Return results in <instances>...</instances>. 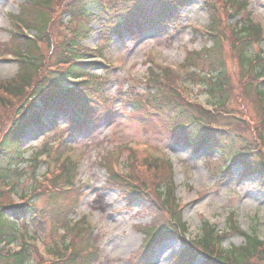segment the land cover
Here are the masks:
<instances>
[{
	"label": "rangeland",
	"instance_id": "rangeland-1",
	"mask_svg": "<svg viewBox=\"0 0 264 264\" xmlns=\"http://www.w3.org/2000/svg\"><path fill=\"white\" fill-rule=\"evenodd\" d=\"M246 1L249 3V9L245 7L239 9L241 3L238 0H193L178 12L180 23L176 27L174 24L159 26L161 18L155 20L157 13L153 15L147 13L149 19L155 20V27L151 31L142 35L124 33L114 36L109 43L101 40L98 23H93L96 33L88 40V45L99 46L105 63L110 65L104 72H110L113 76L110 85L103 93V98L118 99L113 110L114 116L117 115L116 112L118 116H113L111 119L105 117L88 138L67 137V144L76 146L70 155L73 159L81 161L79 182L84 184L83 197L76 211L73 204L80 198L82 192L71 194L75 196L74 201L73 197L61 196L57 205L64 207L72 203L70 212H74V217L76 219L87 217L93 225L92 230L86 224L87 228L79 232V235L76 231L70 234L67 241H70L75 249L85 247L94 249L102 259L100 264H173L175 258H179L184 251V245L171 233L161 243H157V247L151 241L153 246L146 249L145 237L139 231L143 227H150L154 223L153 218L145 209L144 202L134 201L129 193L124 191V182L120 176L117 180L112 174L110 176L106 170L112 165L113 160L106 158L101 161L99 151L120 152L119 161L122 163L118 170L123 177L127 168L133 167L136 163L151 161L153 157L163 156L169 159L172 163V169L169 171L175 184V195L183 210V222L188 227L186 238L195 239L200 236L203 219H209L213 225H219V230H222L230 213H235L237 223L243 232L256 234L264 240V177L243 173L240 180L241 169L237 167L225 175L221 173L220 168L235 154L231 149L221 151V148L210 149L204 146L198 152H194L190 143L173 139L172 128L175 122L172 117L177 114L169 112L167 100L160 103L159 100L154 101L142 88L145 81L152 85L151 88H155L154 85L159 83L157 72L151 68L154 62L172 67H178L186 62L202 71L201 76H196L198 79L204 77L206 73H217L216 69L210 68V59L203 55L197 56V53L212 48V38L192 34V28L204 31L212 24L213 17L209 15H212L213 11L210 6H215L217 15L214 20L221 26L216 28L220 31L224 29L221 60L227 68V77L232 86L231 96L243 95L239 89L242 72L238 62V50L241 45L234 44L236 42L234 37L238 38L239 23H244L248 15H251L254 23H259L264 28V0ZM27 3L28 0H0V52H5L6 47L17 45L13 43L12 17L20 16ZM207 3L210 6H206ZM207 10L211 13L209 14ZM49 12L52 11H48L47 14ZM239 12H242L243 16L237 17ZM42 13L46 15L44 10ZM59 15L57 10L53 16L56 17V23L50 32V36L52 32L57 34L55 35L57 41L67 39L66 35L71 34L75 26L68 17L59 20ZM234 25L238 26L234 27ZM35 32L38 34V31ZM35 32L33 30L34 34ZM261 51L264 54V42ZM45 55L49 60L54 59L50 52ZM183 67L185 69V66ZM187 69L193 71L191 68ZM98 73L105 75L103 70ZM18 74L19 64L12 56H9V59L0 58V84L15 79ZM35 81L41 83L42 80L38 76ZM36 85L32 82V87ZM128 85L129 87L133 85L131 97L127 94ZM183 93L193 102L211 101L209 93L200 90L193 83L189 84L188 88H184ZM32 94H35V90ZM29 95L31 94H25L26 97L22 101L8 97V104L4 106L3 112L0 111V134L16 123L19 116L16 111L26 99L30 101L32 96ZM142 101L145 104L144 108L141 107ZM171 104L177 105L173 100ZM233 105L229 103L227 109ZM237 107L243 115L251 116L259 112L257 104L248 98H243ZM245 118L258 124L255 117ZM65 127L66 118L60 117L57 119V130L51 129L40 135L32 131L22 144V149L27 151L26 161L17 166L19 171L22 170V175L13 177V180L20 195L28 193L34 195L33 202L38 209H54L48 207V204H51L48 196L39 191L48 190L55 185V182L45 177L38 181L37 177L48 171V168L46 165H41L35 169L34 160L28 158H33L37 152L40 153L43 148H48V144L54 150ZM261 128L264 133V125ZM246 138L253 145L251 142L253 139L250 136ZM237 141L238 144H233L232 148L241 147L240 140ZM131 145L134 147V152L130 150ZM255 155L250 164L256 163L257 166L264 163V150L258 151ZM43 157L45 159L47 155L43 154ZM54 177L56 175H53ZM51 213V211L39 212L40 218L35 215L36 219L30 222L28 228L31 236L37 237L39 241H46V244L52 242L53 226L64 224L62 221L57 222ZM157 226L161 227L159 224ZM168 228L176 231L171 222ZM90 234L93 238L89 241ZM244 243L242 236L231 235L225 240L223 249L241 247ZM13 248L17 249L16 246ZM178 261L177 259L174 264H178ZM53 264H65V262H53ZM194 264H202L201 259Z\"/></svg>",
	"mask_w": 264,
	"mask_h": 264
},
{
	"label": "trees",
	"instance_id": "trees-1",
	"mask_svg": "<svg viewBox=\"0 0 264 264\" xmlns=\"http://www.w3.org/2000/svg\"><path fill=\"white\" fill-rule=\"evenodd\" d=\"M28 2L29 3L22 9L21 15L12 17V20L14 23H22L29 30L38 31V35L37 38L32 41L18 29L14 35L13 41V43H17V45L14 47L11 46L10 48L6 47L4 49L5 52H0V56L2 57L5 54L14 55L18 59L19 64V74L15 79L0 84V111H4V106L8 104V97L22 101V99L26 97L25 91L27 89L31 91V95L29 96L34 95L32 91L35 90V94H37L36 97L40 98L43 109H39L38 105L26 99L20 106V109L16 111L17 115H19L16 123L3 134H0V173L2 174L7 173L4 166L6 159L18 148L20 141L31 126H39L42 132L53 128L55 125L53 121H50L48 126L43 125L45 111L51 110V114H56L62 110L64 106L67 107V103H65L66 100L84 90L94 78L90 70L98 65L84 63L82 61L81 57L87 58L90 57V55L88 54V49L80 46L79 43V39L89 37L88 35L95 31L91 28V24L97 22L101 34L109 41L114 35L121 34L119 29L120 23L125 24L128 30L131 31L135 14L141 15L146 20L151 21L147 17V13L152 15L157 13V16L165 14L169 9V5H171L174 0H28ZM240 6L239 9L243 7L242 4H240ZM215 8V6L212 7V24L214 27H219V24L214 20L217 15ZM43 10L47 16L42 13ZM50 10L52 12L47 14ZM57 10L60 14L59 20L62 15H65L69 16L72 23L79 22V26L75 29L76 31L72 30V32L75 31V33H72L71 38L68 40L62 39L61 41H57L55 36L57 34H53V32L51 36L47 35L48 27L52 25L53 28L56 23V17L53 16L57 13ZM260 30L261 29L257 28L256 25L249 23L248 28H245L244 35L238 34V38L242 39L245 36H256L255 41L259 43ZM217 33L216 29H210L209 36H213V34ZM235 38L236 36L234 39ZM212 41L213 48L207 51L208 55L205 56L211 61L210 68L216 69L217 71V74H214L215 82L211 89V93L215 101L219 99L221 106H225L226 103H229L232 86H230L229 78L227 77L226 65L224 61L221 60L222 38H217ZM38 43L42 45L41 48L38 47ZM250 46H252L251 43H243L239 48L240 50H238V59L242 72L241 80L243 79L247 85L243 95L248 99L255 96L259 103L264 106V78H262L264 77V60L258 55H254L253 52H251L252 47ZM47 52H50L54 56V59L49 60L46 58L45 54ZM215 57H217V60H215ZM38 76L42 80L41 83L35 81ZM260 81H262V84ZM32 82L37 85L32 87ZM156 82L158 83V79H156ZM149 96L153 97L155 100L161 99V96H156L155 93H151ZM2 102L3 104L1 105ZM263 110L262 108V111ZM173 111L177 113L176 116H173L175 124H180L189 117L185 113H179V108L173 107ZM194 116L200 121L198 125L202 126L200 128L198 127L188 136L186 133L182 132L184 138L180 139H186V137L189 138L191 136L194 140V144L202 143V145H204L205 142L196 141L201 139L200 134L202 133L201 131L204 130L203 123L210 121V119L206 117V113L203 111H200V115ZM53 117L56 118L57 116L53 114ZM205 138L208 140L212 139L209 134H206ZM231 141L236 144L235 137H232ZM246 143L247 140H245L244 145H246ZM245 149L253 151L257 148ZM155 166V164H150V167ZM66 168V164L62 166V170H66ZM246 169L249 174L260 173L264 175L263 163L257 166L256 163L247 164ZM112 177L115 180L118 179L116 175H112ZM123 187L124 190H126V187ZM131 189L132 188L127 187L128 191H131ZM160 199L163 202L167 199L162 191L160 193ZM48 200L57 205L60 197L55 195L48 197ZM146 201L148 206L145 208L147 212L151 214L154 223H152L150 227L143 228L142 232L148 235L147 239H149L150 242L152 240L150 233L159 228L157 226L158 224L161 225V228H159L161 232L160 239L162 236L169 234L167 231L170 225L169 215L171 216L172 214L174 217V213H172L173 210L169 208L166 209V212H162L163 209H157L155 204L148 200ZM8 213L11 212L7 209H2L0 206V238L5 237L9 241H16L17 223L13 220L10 221ZM13 213L16 218L19 215L22 216L26 214L24 210L20 209L13 211ZM173 219L175 220V218ZM229 225L235 234L238 233L244 237L245 244L242 247L231 248L225 252L219 251L218 249L216 255V247L221 242V238L215 229H212L207 222L203 223V234L198 243V253L205 256L207 260L205 264H264V242L254 236L242 233L231 220ZM181 227L183 228V225H181ZM146 247L149 248V243L146 244ZM195 249L194 246H191L189 249L190 251H185L184 262L178 264H192L191 261L195 258ZM28 251V247L24 246L21 253L15 254L8 252L5 254L6 256L1 255L0 264H26L25 257H28ZM215 255L216 258L213 257ZM10 261L11 263H9Z\"/></svg>",
	"mask_w": 264,
	"mask_h": 264
}]
</instances>
